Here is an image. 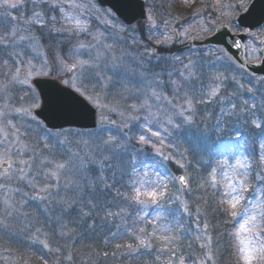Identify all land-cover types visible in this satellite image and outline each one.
Here are the masks:
<instances>
[{
    "label": "rangeland",
    "instance_id": "1",
    "mask_svg": "<svg viewBox=\"0 0 264 264\" xmlns=\"http://www.w3.org/2000/svg\"><path fill=\"white\" fill-rule=\"evenodd\" d=\"M145 1L149 8L148 18L126 26L110 9L100 7L95 0H75L81 6L76 13L87 31L48 33L33 26L32 32L39 38V54L28 48L29 42L14 49L0 45V111L4 113L0 125L8 134L5 137L0 133V152L9 146V142H16L18 136L19 142L12 147L13 159L31 163L24 179H17L19 173H14L11 180H0V184L7 185L0 189V264H35L22 258L24 247H35L38 251L45 248L52 254L55 252L53 245L58 246L59 253L66 252L64 257L72 263L74 240L95 238L103 246L120 250L121 262L130 256L154 251L158 246L164 253L169 252L165 264H180L181 260L184 264H201V260L206 264H220L219 261L243 264L240 255L233 256L231 246L221 240L230 224L237 225L235 218L219 207L221 190L213 189L206 181L210 179L213 167L217 168L218 179L224 171L232 174L230 168L220 169L217 162L227 160L230 165H235L239 159L249 165L239 171L247 172L252 189L257 190L246 194L248 200L260 199L258 188H264L260 178L264 176V159L250 161L245 152L247 149L235 144L234 137L241 133L247 140L262 141L264 145V80L244 73L224 58L219 48L198 51L186 46L191 38H204L222 25L230 26L233 32L241 31L235 26L236 17L252 0H244L245 6H241L242 0H219V3L217 0ZM42 9L47 17L56 16V27L61 26L58 9H49L38 0H24L18 9H7L8 15L0 8V35L10 33L13 27H26L23 21L31 18L33 10ZM12 17L17 18L16 21ZM175 29L181 34L179 41L174 40ZM165 38H168L167 42H164ZM263 39L264 26L247 41V59L251 62L261 60ZM80 44L86 47L79 48ZM54 50L69 65L85 60L89 61V66L82 71L58 70L53 62ZM13 52L22 53L24 61L32 60L37 69L43 62L42 57H47L50 67L45 69L46 74L33 79L51 76L74 91L86 89L82 96L97 108L98 126L93 130L47 129L35 115L41 99L33 83L34 99H29L31 93L27 85L9 83L12 71L21 59L12 55ZM218 75L222 79L217 80ZM213 88L219 90L215 97L209 95ZM186 97L193 101L191 110H184L187 109ZM32 104L39 106L31 107ZM22 105L31 107V115L15 111ZM188 116L192 117L191 122L186 121ZM256 123L261 127H256ZM146 127L159 132V137L151 136ZM228 130L232 131L230 135L226 133ZM141 135L149 137L163 155L151 145H140ZM110 138L111 143L105 144ZM20 142L27 145V149L17 155L15 149ZM165 156L171 159H165ZM57 163L65 164L60 171L58 187L56 180L45 175L55 171ZM132 165L138 171H147L152 178L156 179L155 170L168 177L165 199L159 206L152 205L147 209L137 204L139 210L132 212L130 200L125 198L128 207L115 208L121 213L124 226L116 225L107 218L106 212L96 224L92 216L96 217L99 201L94 204L91 199L95 197L97 179L109 168L116 175H122L124 171L130 173ZM179 172L188 179L187 190L180 187L178 180L172 179L178 178ZM45 185H52L47 193L41 191ZM41 196L47 198L40 199ZM168 197L173 204L179 203L183 208L176 218L173 217L172 225L163 226L160 223L164 218L163 203ZM6 199L11 207L5 204ZM208 202L216 205L215 217H222L219 213L224 212L222 219H218V223L223 221L221 225L215 226L214 217L212 227ZM181 218L185 219L183 224H179ZM81 223L87 224L88 229L81 228ZM42 229H46V233ZM83 230H87L85 236L81 234ZM159 235L174 236L175 239L171 243L157 242ZM261 235L264 236V232ZM137 237L145 239L148 246H139ZM207 237H211V260L207 255L209 249L200 247ZM44 241L48 242V247ZM112 256H107L108 262Z\"/></svg>",
    "mask_w": 264,
    "mask_h": 264
},
{
    "label": "snow or ice",
    "instance_id": "2",
    "mask_svg": "<svg viewBox=\"0 0 264 264\" xmlns=\"http://www.w3.org/2000/svg\"><path fill=\"white\" fill-rule=\"evenodd\" d=\"M40 4L45 5L49 9H58L61 13L60 27H56L57 18L56 16L47 17L45 15V11L42 9L40 11L33 10L31 18L23 21L26 25L24 28L13 27L10 33L6 35H0V45H6L12 47L13 49L17 46H20L23 42H29L28 48L32 52H36L39 54V38L35 36L32 32V27H38L40 30H45L48 33H76L87 31L85 23L80 19L79 14L76 13V9L81 6L78 5L75 0H38ZM187 2V0H186ZM219 3V0H217ZM24 0H0V8H4V15H8L7 9H18L22 6ZM67 5V9L65 8ZM241 6L244 5V0H242ZM17 18L12 17L13 21H16ZM165 23H168L167 21ZM207 29H205L206 31ZM27 32L25 35L23 33ZM183 34V33H182ZM168 38H165L164 42H167ZM79 48L86 47L83 44L78 45ZM239 47V45H237ZM75 51V49L73 50ZM224 58L232 61V58L228 55L226 50H223ZM12 55L20 57L17 61L19 66L15 67L12 71L11 78L9 83H19L21 85L28 86V92L31 93L29 99L35 98V88L32 86V79L34 76L45 75V69L49 68V61L46 56L42 57L43 62L40 65V68L37 69L36 64L33 63L32 60L24 61L22 59V53L13 52ZM53 62L57 65L58 70L61 71H82L85 66H89V61L78 60L75 63L69 65L65 59L60 56L54 50ZM234 62V61H232ZM185 67H188L186 65ZM191 75V73H190ZM217 80L222 79V76H217ZM68 83V81H64ZM5 88L7 85L4 86ZM76 91L80 92L81 95H84L87 91H81L80 88H76ZM218 88H213L210 92V96L215 97L218 94ZM250 91V90H249ZM155 96L156 93L153 92ZM92 99V97H89ZM159 99V97H157ZM20 100L23 102L24 97L21 96ZM203 102L202 100L200 101ZM187 104V109L191 110L193 108V101L191 98H187L185 100ZM38 104H32L31 107H38ZM99 106V105H98ZM31 107H24L23 105L20 108L15 109L17 112H22L26 115H31ZM136 106L133 105V108ZM235 107V105H233ZM183 115V112L180 113ZM4 115L3 111H0V117ZM192 117H186L187 122H191ZM171 123V121H169ZM255 123V121H253ZM179 127V125H175ZM12 127H15L12 125ZM256 127H261L260 124L256 123ZM18 131V130H17ZM146 131L151 134V136L159 137V132H153L150 127H146ZM0 133H3L5 137H7V132L5 128L0 125ZM15 135V133H13ZM16 142H19V137H16ZM16 142H9V146L6 147L2 152H0V168L3 171H0V180H11L13 178L14 173H19L16 176L17 179H24L28 175V171L31 169V163L29 160L19 159L14 160L12 155V147ZM140 145H151L153 149L157 151L159 155H163L156 148V144L152 142V140L145 136L141 135L139 137ZM111 143V138L109 141H105V144ZM47 146V145H45ZM264 147V145H261ZM27 149V145L20 142L19 147L15 149L17 155H21L24 150ZM165 159H171L170 156H165ZM264 159V157H262ZM123 163V161H122ZM143 164V162H141ZM179 163V161H177ZM218 167L223 169L225 167L230 168L232 174L229 175L227 171L221 173V178H217V168L213 167L211 172L209 173V180L206 183L213 189L219 188L221 190V198L218 201V205L222 211L231 217L235 218V223L237 227L233 232V237L236 241L238 253L243 261V264H264V236L261 235L264 232V188H258L260 199L255 202L249 201L246 194L255 193L257 190L252 189L251 184L248 181L247 172L241 173L240 169H246L249 167L248 164L242 162L237 159L235 165H230L227 160H224L222 163L217 162ZM147 168V165H144ZM181 168L184 167L183 164L180 165ZM65 168V164L57 163L55 165V171H50L49 173H45V175H50L54 180L57 181L56 186L58 187V181L60 178V171ZM12 171H9V170ZM133 174L136 179L130 181L132 188L131 193L128 196V199L132 202L143 206V208L147 209L152 205L159 206L161 201H163L167 195L168 184L165 183V180L168 179L167 176H163L159 170H155L153 175L156 176V179L153 180L148 176L147 171H138L136 167L132 169ZM262 181H264V176L260 177ZM173 180H178L181 185L187 186L188 179L185 176H180L178 178L172 177ZM204 185L202 184L201 187ZM6 184H0V189L6 188ZM52 185H45L41 188L42 192H49V189ZM46 196H41L40 199H46ZM171 199V197H168ZM177 199H179L177 197ZM5 204H8L9 207L12 205L6 199ZM248 205H251L250 207ZM242 207V211L240 210ZM184 211L187 212L188 209L185 206ZM146 214V213H145ZM208 225L205 224V229H207ZM141 231H144L141 229ZM165 231H168L165 229ZM155 234V233H153ZM139 240V246L147 247L145 239L137 237ZM159 239L165 241L166 243H171L175 237L174 236H162ZM211 237H207L205 243H201V248H208V259L212 258V250L210 248ZM45 247H48V242H43ZM120 247V245H117ZM129 248H132V245H128ZM107 255V253H105ZM71 259V257H69ZM180 264H184L183 260L180 261ZM201 264H206V261L201 260Z\"/></svg>",
    "mask_w": 264,
    "mask_h": 264
},
{
    "label": "water",
    "instance_id": "3",
    "mask_svg": "<svg viewBox=\"0 0 264 264\" xmlns=\"http://www.w3.org/2000/svg\"><path fill=\"white\" fill-rule=\"evenodd\" d=\"M98 2L102 6L111 7L119 17L129 24L144 19L146 16L145 4L141 0H98ZM237 23L239 27L247 29L248 33L233 34L228 27H224L213 36L202 41H192L191 44L221 47L243 69L264 77V42L261 49L263 55L261 63L252 64L245 58L246 39L249 35L255 34L256 30L264 24V0H253L247 11L239 15ZM33 84L42 99V106L36 111V115L48 127L53 129L67 126L84 129L96 127V110L79 94L51 78H36L33 80Z\"/></svg>",
    "mask_w": 264,
    "mask_h": 264
},
{
    "label": "trees",
    "instance_id": "4",
    "mask_svg": "<svg viewBox=\"0 0 264 264\" xmlns=\"http://www.w3.org/2000/svg\"><path fill=\"white\" fill-rule=\"evenodd\" d=\"M229 120H231L230 114H228ZM225 119H228L224 117ZM232 124H229L228 126H231ZM230 131H226L229 135ZM250 151L255 158L256 162L259 160L257 159L258 151V143L256 140H251L249 143ZM262 155L264 156V151L262 150ZM253 169V168H252ZM251 169V170H252ZM251 173V171H248ZM180 173V172H179ZM193 178V177H191ZM97 189L93 192V195L95 196L94 199H91V201L96 204L97 201L99 203L96 205V217L92 216L93 220H95L97 224V220H101L103 217L104 212H106L107 218L112 219L116 225L124 226V223L121 222L123 217L121 216V213H118L115 211V208L121 209L120 207H127L125 204V198L121 196V185L124 184V188L126 185L130 184L129 181V173L127 171H124L120 178H118V174L116 175L112 168H109V170H105L102 177H99L97 179ZM122 198V199H121ZM122 203V204H121ZM209 207V220L211 222L212 227H214V224L212 222L213 218L215 217V207L216 205H213V202H208ZM190 209H193V207L190 205ZM164 209H166L167 214L174 215L175 212L179 214V212L182 211V208L179 206V204H173L170 199H167L164 201ZM89 213H87L88 216ZM111 214H113L112 217ZM84 215H86V212L84 211ZM220 216H224V212L219 213ZM86 216V217H87ZM86 217L83 219V221L86 219ZM222 217H215V226L221 225L223 221H220L218 223V219H222ZM185 219L181 218V221L179 224H183ZM170 220H166L167 223H169ZM101 222V221H100ZM104 224V223H102ZM163 223H161L162 225ZM105 225V224H104ZM47 226V225H46ZM81 228L88 229L87 224L81 223ZM100 226L97 227L99 229ZM234 223L230 224L229 227L225 230V237L221 240L231 246V250L233 253V256H238V249L236 245V241L233 237L234 232ZM44 233H46V229H42ZM87 233V230H83L81 232L82 235L85 236ZM160 235L157 237V242H160L161 239ZM54 239V238H51ZM73 262H69V260L66 259L65 254H62V251L60 253L57 251L58 246L53 245L52 249L55 251L54 253L50 254V251H47L45 248H42V251H38L35 249V247H24L25 249L22 250V258L28 259L30 262L35 264H165L164 260L166 259L165 256H168L169 258V252L166 251L164 253L163 249L159 248L158 246L155 247L154 251L150 252H144L138 255V257L130 256L128 260H123L121 262V251L117 250L113 246H103L97 238L95 239H87L84 241L74 240L73 242ZM52 251V252H53ZM107 253V256H110L113 254V256L109 259V262L107 260V256L105 255ZM81 258H88L87 259H81ZM82 260V262L80 261ZM67 261V262H66ZM220 264H223L221 261H219ZM229 264V263H228Z\"/></svg>",
    "mask_w": 264,
    "mask_h": 264
}]
</instances>
